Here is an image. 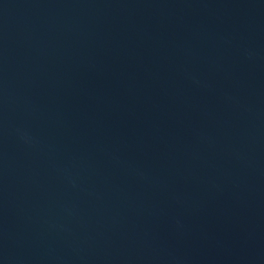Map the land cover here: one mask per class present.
Wrapping results in <instances>:
<instances>
[{
  "label": "water",
  "instance_id": "1",
  "mask_svg": "<svg viewBox=\"0 0 264 264\" xmlns=\"http://www.w3.org/2000/svg\"><path fill=\"white\" fill-rule=\"evenodd\" d=\"M0 264H264V0H0Z\"/></svg>",
  "mask_w": 264,
  "mask_h": 264
}]
</instances>
